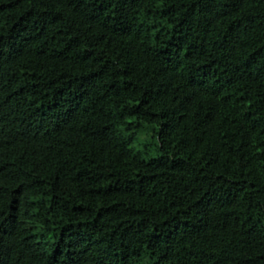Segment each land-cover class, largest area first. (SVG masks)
Segmentation results:
<instances>
[{
    "label": "trees",
    "instance_id": "1",
    "mask_svg": "<svg viewBox=\"0 0 264 264\" xmlns=\"http://www.w3.org/2000/svg\"><path fill=\"white\" fill-rule=\"evenodd\" d=\"M0 264H264V0H0Z\"/></svg>",
    "mask_w": 264,
    "mask_h": 264
},
{
    "label": "rangeland",
    "instance_id": "2",
    "mask_svg": "<svg viewBox=\"0 0 264 264\" xmlns=\"http://www.w3.org/2000/svg\"><path fill=\"white\" fill-rule=\"evenodd\" d=\"M143 139V138H142Z\"/></svg>",
    "mask_w": 264,
    "mask_h": 264
}]
</instances>
